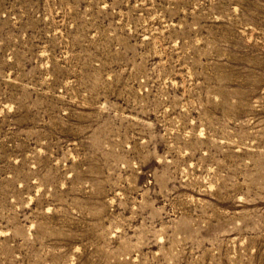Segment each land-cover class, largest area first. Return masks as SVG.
Masks as SVG:
<instances>
[{
  "label": "rangeland",
  "instance_id": "rangeland-1",
  "mask_svg": "<svg viewBox=\"0 0 264 264\" xmlns=\"http://www.w3.org/2000/svg\"><path fill=\"white\" fill-rule=\"evenodd\" d=\"M0 264H264V0H0Z\"/></svg>",
  "mask_w": 264,
  "mask_h": 264
}]
</instances>
